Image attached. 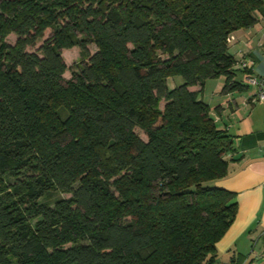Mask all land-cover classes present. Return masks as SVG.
<instances>
[{"label": "trees", "instance_id": "trees-1", "mask_svg": "<svg viewBox=\"0 0 264 264\" xmlns=\"http://www.w3.org/2000/svg\"><path fill=\"white\" fill-rule=\"evenodd\" d=\"M260 18L264 0H0V264H216L234 145L200 96L242 89L228 38Z\"/></svg>", "mask_w": 264, "mask_h": 264}, {"label": "crops", "instance_id": "crops-1", "mask_svg": "<svg viewBox=\"0 0 264 264\" xmlns=\"http://www.w3.org/2000/svg\"><path fill=\"white\" fill-rule=\"evenodd\" d=\"M257 23L262 25L246 28L241 35L234 32L229 44L236 60L234 80L242 89L223 92L221 80L210 103L205 101L216 125L232 136L234 145L227 174L215 181L234 192L236 201L234 220L216 243V264L226 263L231 255L238 256L240 264H264V103L250 100L255 88L248 82L249 76L264 73V18Z\"/></svg>", "mask_w": 264, "mask_h": 264}, {"label": "rangeland", "instance_id": "rangeland-1", "mask_svg": "<svg viewBox=\"0 0 264 264\" xmlns=\"http://www.w3.org/2000/svg\"><path fill=\"white\" fill-rule=\"evenodd\" d=\"M255 25H256V28H257V25L261 26L262 24L261 23H256ZM243 31H244V29H240V30H237L236 33H237V35H241ZM50 33H51V31L48 29L45 32L44 37H47ZM15 40H16V36L14 34H9L6 37V41L9 44H11V45L14 44ZM40 43H41V41L37 42L36 46L32 50H34L37 46H39ZM88 49H89L90 53H94L97 48L95 47L94 44H89L88 45ZM61 56H62L63 61H64L65 65H66V67H67V69L65 70V72L63 74V77L65 79H69L71 77V72L78 68V64H79V62L81 60V57L79 55V48L77 46H74V47H71V48L62 49L61 50ZM174 80L175 81H173V82L170 81V85H173V83H176V84L182 83V79L180 77H175ZM221 80H222V83H223V80H224L223 76L219 77V78H215V79L206 80V82L204 83L203 91H202L200 97L204 101H206L207 103H210L209 99H210V97L212 95L211 92L214 90L215 86L219 82H221ZM163 103H164L163 101L160 102V104H159L160 108L163 107ZM136 132L142 139H146V136L144 135L143 131H141L140 129H136ZM57 196L66 197L67 194H60V195L56 194L54 197H57Z\"/></svg>", "mask_w": 264, "mask_h": 264}, {"label": "built area", "instance_id": "built-area-1", "mask_svg": "<svg viewBox=\"0 0 264 264\" xmlns=\"http://www.w3.org/2000/svg\"><path fill=\"white\" fill-rule=\"evenodd\" d=\"M234 36L231 35L228 38V42L232 43ZM243 67H246V63H242ZM248 82L254 86L255 91L250 97L253 103H264V73L260 75H252L248 77Z\"/></svg>", "mask_w": 264, "mask_h": 264}]
</instances>
